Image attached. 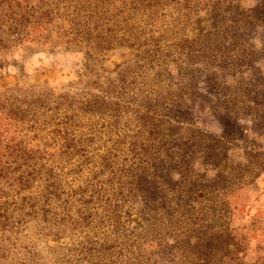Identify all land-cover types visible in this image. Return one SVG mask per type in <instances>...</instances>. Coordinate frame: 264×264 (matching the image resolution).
Returning a JSON list of instances; mask_svg holds the SVG:
<instances>
[{
  "label": "rangeland",
  "instance_id": "1",
  "mask_svg": "<svg viewBox=\"0 0 264 264\" xmlns=\"http://www.w3.org/2000/svg\"><path fill=\"white\" fill-rule=\"evenodd\" d=\"M124 34L89 67L50 32L0 45L4 138L35 144L26 161L63 183L31 181L29 199L1 187L0 264H264V0H145ZM107 72L118 109L52 137Z\"/></svg>",
  "mask_w": 264,
  "mask_h": 264
},
{
  "label": "trees",
  "instance_id": "2",
  "mask_svg": "<svg viewBox=\"0 0 264 264\" xmlns=\"http://www.w3.org/2000/svg\"><path fill=\"white\" fill-rule=\"evenodd\" d=\"M145 0H0V45L6 43H20L31 42L33 40H43L37 38V34H49L45 40H51L54 46L65 47L67 49H75L81 51L85 57L87 67L91 66L93 62L98 63L96 56L92 55L99 52L98 48L110 49L114 46L122 44L121 38H124L128 20L134 16L135 11L138 12L142 3ZM132 13V15H129ZM253 22L252 19L249 20ZM33 30V31H32ZM37 32L33 37L32 32ZM131 35L129 34L128 37ZM121 37V38H120ZM123 40V39H121ZM54 48V47H52ZM92 57V58H91ZM96 75H89V84L86 92L75 93L72 97V102H76L74 107H69L68 110L80 111L84 114V119H76L73 115L64 114L66 124L68 120L72 119L69 126H64V130H60V125L53 130L52 137L55 134L59 137L65 138L68 136V131L73 135L76 127L88 126L87 117L91 118L99 116L108 119L110 116V108L113 105V110L118 109L119 95L118 90L113 89L107 84V79L111 76L108 72L106 77L103 73ZM111 78V77H110ZM114 80L109 82L113 87L116 86ZM114 84V85H113ZM202 95L204 93L202 92ZM160 102H156L159 104ZM115 106V108H114ZM13 109L4 110L3 102H0V122L4 119L13 118ZM146 117V116H145ZM86 118V120H85ZM14 119V118H13ZM12 120V119H10ZM81 120H85L84 123ZM77 124V122H79ZM62 122L59 119V123ZM57 123V124H59ZM65 124V125H66ZM106 124V123H105ZM107 126V125H105ZM66 129V130H65ZM49 133V132H47ZM4 131L0 126V189L4 185L9 186V192L20 199H29L33 195L29 189L32 185L31 181H39V187L35 188L36 192L41 195H46L55 191L61 192L63 183L60 179L61 174H52L53 167H37L35 161H26L25 155L36 154L38 148L27 144L20 138L4 137ZM95 137H87L85 132L74 135V139L85 144L88 140ZM72 143V145H71ZM76 141L68 140L66 145L70 148ZM62 160L61 158L59 161ZM145 168V167H144ZM145 170H148L147 168ZM144 178L137 181L136 187L144 188ZM42 185V187H41ZM89 188L83 189L92 190L93 187L88 182ZM52 188V189H51ZM28 191H30L28 193ZM144 191H146L144 189ZM86 192V191H85ZM2 192H0L1 196ZM87 193L80 198L81 202H77L76 206L82 208L88 203L86 199ZM60 197V196H59ZM18 199V197H17ZM10 198L6 197V203H9ZM69 199L65 200L66 206L69 205ZM14 201V200H12ZM5 203V208H7ZM93 203V202H92ZM35 202L31 204L34 205ZM92 205V204H91ZM89 208V206L87 207ZM0 218V229L4 230L2 235L5 237L9 227L7 217ZM63 222L67 220V216L60 217ZM59 218V219H60ZM43 221L49 223L60 224V220L52 219V216L45 215ZM67 227L59 226V231H66Z\"/></svg>",
  "mask_w": 264,
  "mask_h": 264
}]
</instances>
